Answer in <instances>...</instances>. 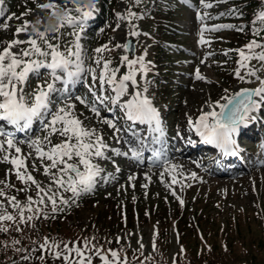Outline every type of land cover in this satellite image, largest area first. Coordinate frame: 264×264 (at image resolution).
Listing matches in <instances>:
<instances>
[{"label":"snow or ice","instance_id":"1","mask_svg":"<svg viewBox=\"0 0 264 264\" xmlns=\"http://www.w3.org/2000/svg\"><path fill=\"white\" fill-rule=\"evenodd\" d=\"M134 2L138 5L142 0H134ZM225 2L227 0H214V2L213 0H200V4L205 9L213 8L214 3ZM3 3L4 0H0V5ZM39 7L54 9L58 6L53 3H44ZM87 7L89 9L87 11L77 8V11L82 12V15L78 17L66 13L64 17L66 23L78 26L80 32L73 33L74 43L71 47L65 46L63 51L59 43H52L49 40L48 30L33 27L29 32L30 25L26 20L15 29L13 39L6 42L7 46L0 50V122L14 126L16 131L26 132L31 130L34 122L39 121L41 130L45 133L44 136L17 140L15 133L6 131L4 124L0 123V162L12 165L5 179L0 180V184L5 188H15V185L8 180V177L14 174L17 180L24 185L16 191L27 193L35 189V195H27L25 202H21L15 195H8L4 188H0V197H3L0 199V232L9 231L13 225L16 231H22L19 227L21 223L35 227L32 223L34 220L55 218L56 213L76 203L82 194L91 192L98 178L107 182L108 176H101L103 169L94 162L95 160L110 159L107 156L109 150L118 156H129V152L110 148L102 134L98 133L95 128H89L84 124L75 113L76 101L97 117L101 116V108L109 112L119 108L126 121L132 122L133 125L137 123L148 125L149 133L152 134V143L161 145L159 150L153 149L156 152V160L159 161V158L164 155L166 145L163 140L165 137L163 119L153 99L147 94L146 76L150 71V62H146L143 55L130 59L129 55L125 54L121 57L120 63L126 68V72L121 75L120 66H113L112 60L106 59L103 55L113 49L108 45H103L94 49V55L88 57L95 67H86L85 53L80 44V38L87 19L93 15L95 5ZM31 11V9H26L22 15H27ZM3 15L4 12L0 9V16ZM139 18L142 17L132 11L131 7L127 9L126 15H119V19L126 20L129 25L130 30L126 33V37H136L141 34L132 23L134 19ZM206 18L212 19L213 17L207 13L198 12V20L203 22ZM7 19H20V17L12 13L7 16ZM255 22H258L259 26L251 28L254 38L241 48L234 50L238 56V67L234 74L241 81L255 78L260 86L242 88L231 96L222 97L225 103L216 101L214 105H210V111H202L195 121L191 117L188 119L189 125L204 143L215 145L224 152L234 153L238 150L234 137L242 127L247 126L250 120L255 119L253 113L264 110V79L258 75L264 72V9L256 15ZM119 26L117 24V28ZM0 27L7 30L9 25L5 23ZM60 27H63V24ZM222 28L245 31L244 26L231 24L212 27L205 25L200 29V43H209L204 37L205 32L219 31ZM52 31L58 32L59 28L52 29ZM21 34H25L27 38L20 39ZM52 39L58 41L59 36H53ZM20 45L27 46L21 48ZM13 48L17 50L12 51ZM113 48L131 50V41L115 44ZM253 61L256 63L253 64ZM41 69L46 70V78L41 73ZM242 71L244 75L241 74ZM32 74L41 78L42 82L37 83L29 95L25 91V85ZM138 75L144 79L143 84L138 81ZM86 76L91 77V83L87 84L91 99L88 96L72 93V89L84 82ZM196 78L205 79L199 69L196 70ZM57 83L63 86L57 88ZM217 107L219 111L216 110ZM101 122L114 129L117 142H119L118 134L121 131L131 132L136 140V146L130 145L131 158L140 162L142 149L146 146L145 138L132 129L117 127V123L113 120L101 117ZM52 136L59 137V142L53 143ZM25 143L32 151L22 152L19 145ZM29 158H32L31 170H29ZM170 167L176 169L178 166L172 164ZM41 169L43 175L49 178L46 186L33 175V172H39ZM191 176L196 178L195 173ZM135 178V176H130L129 180ZM171 183H179L175 175L172 176ZM63 193H71V196L65 198ZM173 195H176L175 191ZM177 199L183 205V199L180 197ZM9 207L15 210V214L8 211ZM13 243L19 244L20 241L15 240ZM140 248H143L142 243ZM38 250L42 253L38 257L41 261H44L43 253L46 252L53 259L62 260L63 264H94V257L98 258L101 264H129L127 257L121 256L118 251L108 249L105 252L102 246L98 247L89 239L57 241L45 237L44 242L39 244ZM22 259H30V256H23Z\"/></svg>","mask_w":264,"mask_h":264},{"label":"rangeland","instance_id":"2","mask_svg":"<svg viewBox=\"0 0 264 264\" xmlns=\"http://www.w3.org/2000/svg\"><path fill=\"white\" fill-rule=\"evenodd\" d=\"M44 3H53L58 7L54 9H41L39 5ZM88 5H95L93 15L91 16L94 17L97 13V6L94 0H75V2H73V0H4V3L0 5V9L4 12V15L0 16V25L6 23L9 27L7 30L0 27V50L7 46V41L13 39L15 29L25 20L29 22V32H31L33 27L41 30H47L48 28L49 33H56V35L59 36L58 41L53 40L48 36L52 43H59L62 51L65 49V46L71 47L75 41L73 33L80 32V28L78 27L77 30L73 31L69 28L70 25L67 23L63 27H60V25L64 24L63 20H60V18H63L65 13L71 11L73 7H75V11H77V8L87 11L89 10L87 7ZM219 5L221 6L220 8L225 7L223 3H220ZM216 7L217 4L214 3L213 8ZM26 9H31L32 11L27 15H22L26 12ZM127 9L128 8L124 3H119L116 7V14L118 17L120 14L126 15ZM201 9L204 13H208L212 8H203L200 4V0H185V6L177 10L176 23L178 31L176 32V39L182 43L180 48L175 45H172L169 48L172 52L170 59L178 61L181 65L176 71L169 73V75L166 76L167 79L164 83L167 86L166 88L168 91L164 95V98L154 100L153 102L159 111L164 107H168L171 110L169 117V126L171 130L168 132V136L172 137L175 145L178 144L176 143L178 138L183 140L182 144L172 147V150L169 151L170 154L178 151L177 157H171L168 162L159 166H151L147 164L142 166L147 158V153L149 152L146 153L142 150L140 162L131 158L130 146L128 144L129 141H131L130 139L135 141V138H132L129 133L130 131H121L118 134L119 142H117V136L114 135V129L110 128L106 123L101 122L102 117L113 120L117 123V127L119 128L131 129L130 126H126V120L124 119L122 110L116 108L115 111L109 112L104 108H101V116L97 117L84 105H81L78 101L75 102V113L81 120H83L87 127L95 128L98 133L102 134L104 141L110 146V148L119 149L121 152H129V156L125 158V156L118 157V155L114 152L111 153V150H109L107 156H109L110 159H97L94 161L103 169L101 176H108V181L105 182V180L98 178V182L91 192L94 193L96 197L101 194H112L113 197L117 198L119 202L118 206L124 209L123 216L125 219H129L130 217L127 212L128 209L131 208V210H133V208H135L137 214H134L133 216L137 221L132 225L128 221H124L123 223H120L121 226L118 228V231L116 232V230H114L111 234L106 231L102 232V230L95 229L93 224L98 215L106 216L104 213H100L101 211L91 209L94 206L91 205L92 203L87 205L83 204L80 207L81 210L71 213L68 218H65V221H67L69 225L74 224L81 227L85 230L84 232L89 230V235L92 237H97L99 239L102 238L100 242H106L101 245L105 252L110 249L107 248L106 244L113 248L122 249L118 252L121 256L127 257L129 264H137V262H139L144 256L147 258L151 257V259H164L168 264H172L178 259L181 252L185 253L187 250H191L192 247H194V253L197 252V249L207 252L212 249L213 244H217V247H219V242L225 240L227 234L224 235L221 232L217 233L216 231L212 232L205 230V235H201L199 232L196 236L192 231L187 233V235H183V240L186 241L187 244L185 248H182L180 243L181 237H179V233L173 221L167 219L165 225H161L149 215L152 210L154 211L156 205L160 201H165V206H168L173 212H176L177 207L182 206L177 197H180L185 201L187 197L189 198L193 195V191L187 193V189H189L190 186H194L192 184H197L200 190V193L196 192L195 196L201 195V197H195L193 199V202L191 203L192 205L189 207L190 211H193L196 208L199 210L200 208L203 209L206 207V202L208 206L209 203H213L211 200H219L222 197L227 200L224 203L225 208L229 207L230 204L228 202L231 201V203L235 204L233 207L244 206L246 210H249L248 215L251 216V219H249L248 222L246 221L248 215L244 216L241 214L242 223L244 225L240 227L242 228V231H237L236 233H233L231 230L228 231L229 240L235 241L234 251L230 250V247H228L227 253H221L219 250L217 256H220L223 260L224 258L227 259L224 260V262L244 263L249 262L251 259H255V262L257 263H264V220H261L260 218L262 215L260 211L257 213L260 219H255V213L252 211V208H250L253 202H258L264 197V143H260L261 141L259 139L258 143H256L257 141H248L246 151L249 150L255 152L257 149H260L261 154L255 152V156H259V160L254 158L256 161L255 165L249 164L248 170H243L236 173V175H219L215 173L212 166L215 164V161L212 165L209 164L210 160L207 159V156H205L206 154L202 153L196 155L194 152L187 154V152L182 151L186 147L189 139L193 136V133H191L190 130L192 127L188 123L189 117L195 121L202 111L206 112V108H209L210 105H214L216 101L225 103L226 101L222 100V97L231 96L232 93L238 92L241 88L246 86L253 88L254 83L256 84V87L260 86L259 83L257 84V82H254L255 78H249L245 81L239 80L237 83H234L233 86L229 87L224 81L216 76L217 72L213 70L210 56H207L197 37V32L205 24L209 23L208 21L206 22L204 20L201 22L197 19L198 12L200 13ZM262 9H264V4L254 11L255 14H258ZM12 13H15L20 19L8 20L7 16ZM53 13H55V15ZM77 13H79L80 16L82 15L81 11H77ZM132 23L136 26V30L141 33L139 36L126 37V33L130 30L128 22L119 18L117 23L110 29L104 43L100 40L101 32L99 28L95 31V36L91 38L87 44L85 43L86 38L81 36L80 44L85 53V66L87 67L91 65V61L88 57H91L94 53V49L103 45H108L113 50L105 52L104 55L106 59L112 60L113 66H120V74L122 75L126 72V68L120 63L121 57L125 54L129 55V53L124 49H115L113 46L115 44L128 42L130 39L135 42L134 53L139 54L143 51L145 61L150 62L151 64L155 58L153 57L154 48L149 36L154 30V26L151 21L144 19L143 17L132 21ZM117 24L120 25L119 28H117ZM56 28H59L58 32L52 31V29ZM145 33L147 35H145ZM19 38L26 39L27 37L25 34H21ZM26 46L27 45H21L19 47L23 48ZM197 69H199L200 74L205 77L204 80L196 78ZM151 74L150 70L146 76L147 82L151 78ZM259 76L261 79H264V72H261ZM137 79L143 84L144 79L140 75L137 76ZM40 82H42L41 78L32 75L26 84V92L31 95L36 84ZM87 84H89V82L84 81L81 83L82 88L76 90L75 87L73 89L75 95L88 96L89 99H91ZM162 92H164L163 89H161V93ZM147 94L151 97L149 90ZM53 99L55 100V97H53ZM56 103H59V101H56ZM217 111H219V109ZM116 112H119L118 120L114 119V114ZM81 113L83 115H80ZM106 113L108 114L106 115ZM145 134H148V132L146 131ZM44 135L45 133L41 136ZM35 136L38 135H34L31 138H34ZM122 139H127V143L125 140V142H122ZM59 140V137L52 136L53 143H58ZM19 146L23 153L32 151L26 143L20 144ZM150 160H154L153 157H150ZM31 162L32 158H29V170H31ZM37 164H39V161H37ZM172 164H175L178 167L172 169L170 167ZM11 167L12 165L7 162H0V180L5 179L6 173ZM192 173L196 174V178H192ZM244 174H248L247 181L249 182V187L243 184V181L241 180ZM33 175L38 181H41L43 185H48L49 178L43 175L42 169L39 172H33ZM173 175L177 177L179 183H171ZM130 176H135L136 178L130 181ZM254 176L257 177L256 183H254L252 179ZM14 177V174H11L8 177L10 183H12L13 180H17ZM144 185H147V187H144ZM15 187L19 189L24 187V185L20 184V186ZM9 189L10 190L4 191L7 192L8 195H15L21 202H25L27 195H35L34 188L27 193L15 191L14 188ZM173 191L176 193L175 196L173 195ZM236 193L240 194V198L237 201L232 200L233 195ZM69 194L71 193H63L64 197L69 196ZM0 199H3V197H0ZM196 201L197 203H195ZM5 204H7V201H5ZM186 204L190 205L189 202ZM209 208L211 209L210 204ZM233 209L234 208H232V210ZM11 210L14 209L9 207L8 211ZM144 213L147 217L144 216ZM108 218L111 219V217ZM113 218L122 219V215L116 213ZM224 218L226 220V217ZM109 219H107V221L104 220V223L109 224ZM222 221V219L219 220V223ZM215 227L216 226H214V228ZM233 231H235L234 228ZM141 243L143 244L142 249L140 248ZM153 245H155V247H153ZM161 250L162 253H160ZM221 250L225 251V248ZM133 258L136 260H133ZM99 261L98 258L94 257V264L99 263Z\"/></svg>","mask_w":264,"mask_h":264},{"label":"trees","instance_id":"3","mask_svg":"<svg viewBox=\"0 0 264 264\" xmlns=\"http://www.w3.org/2000/svg\"><path fill=\"white\" fill-rule=\"evenodd\" d=\"M119 1L125 2V4L131 7L132 11L138 13H148V9H152L154 12L153 19H155V27L157 28V33L155 34L158 40H162L165 38V35L170 33V26L167 24V19L163 18L161 10L163 7L170 5L173 0H152L148 5L147 0H142L140 4H135L134 0H97L99 6V20L104 22H109L110 24L113 23L115 19V6L119 3ZM244 1L243 3H239ZM243 4L245 7L254 8L256 7L260 0H227V3H230L232 6L235 4ZM239 7V6H238ZM235 13V18L241 19L243 24L240 26L245 27L244 32L238 31V39L240 41H247L250 38H254L251 32V28L253 27L252 24V16L249 10H243L241 12L233 11ZM149 15V14H148ZM232 18L231 19H235ZM257 24V22H255ZM257 26H259L257 24ZM159 47H161L159 45ZM159 61H163L162 59H158ZM94 205L91 209L95 211H101L100 213H104L106 217L103 215H98L96 218L93 227L97 230H102V232L106 231L107 233L111 234L121 226L120 223L129 222L131 225L135 223L137 220L134 218L135 210L128 209L129 219H125L123 214L122 207L118 206L119 202L116 198L112 197H104V198H93L89 197H82V195L76 200V203L71 204L64 208V211L58 212L55 214V218H48V219H37L34 220L32 223L35 227L25 225L21 223L19 227L22 231H16L15 225L11 226L9 231L7 232H0V264H63L62 260H55L50 257L46 252L43 253L45 259L41 261L38 257L42 254L39 251V244L44 242L45 237H49L53 240L57 241H75V240H85L89 239L92 241L93 244H96L98 247L101 246L102 243L97 237H92L89 235V230L84 232L85 230L81 227L71 224L69 225L65 218H68L71 213L81 210L80 207L83 204ZM209 204L211 209L209 208ZM205 208L194 209L193 211L189 210V207L180 209L177 207V211L173 212L168 206H165L166 203L164 201H160L154 211L152 210L149 213L159 224L165 225V221L167 219H171L179 233L180 243L182 248L186 247V241L183 240V235H187L189 232H194L196 236L199 234L205 235V230L209 231H216L221 232L222 234H227V237L224 241L219 242V247L217 244L212 245V249L207 252H203L202 250L197 249V252L194 253V247L191 250H187L185 253L181 252L178 259L175 260L172 264H262L255 262V259H251L249 262H224V260L217 256L219 250L221 253H227V248L230 247V250L234 251V244L235 241H230L228 236V231H232L236 233L237 231H242V215L247 216L249 210L244 207H233L229 206L228 208H224L221 206L222 202H213L209 203ZM85 206V205H84ZM232 208H234L232 210ZM252 211L255 213V219L264 220V200L262 203L253 202ZM200 211V212H199ZM239 211V212H238ZM259 211L262 213L261 217L259 218ZM15 214V212H13ZM99 213V212H98ZM116 213H120L122 215V219L113 218ZM242 214V215H241ZM144 216L146 214L144 213ZM108 217H111L109 219ZM226 217V220L225 218ZM110 220L109 224L104 223V220ZM223 220L219 223V220ZM251 219V216H247L246 221ZM237 220V222H236ZM10 223V222H7ZM208 228H206V227ZM214 226H216L214 228ZM233 228L235 231H233ZM108 230V231H107ZM15 240H19V244H14ZM107 248L112 250L120 251L122 249L113 248L107 245ZM221 247V248H220ZM221 250V249H224ZM17 249H23L26 251H18ZM162 253V250L161 252ZM23 256H30V259H22ZM142 257V256H141ZM133 260H136L133 258ZM101 262L99 261V263ZM137 264H168L164 259H148L146 256L142 257ZM264 264V263H263Z\"/></svg>","mask_w":264,"mask_h":264},{"label":"bare ground","instance_id":"4","mask_svg":"<svg viewBox=\"0 0 264 264\" xmlns=\"http://www.w3.org/2000/svg\"><path fill=\"white\" fill-rule=\"evenodd\" d=\"M22 36H23V35H22ZM20 46H21V45H20ZM16 50H17L16 48H13V49H12V51H16ZM207 109H208L209 111L211 110L210 107H209V108H206V112L208 111ZM218 109H219V108L217 107L216 110H218ZM121 138H122V137H121ZM122 140H123V139H122ZM130 140H132V139H130ZM126 141H127V140H126ZM135 141H136V140H135ZM122 144H123V143H122ZM128 145H129V144H128ZM131 145L134 146L133 143H131ZM177 145H178V144H177ZM177 145H176V146H177ZM120 146H121V145H120ZM125 147H126V146H125ZM122 148H123V147H122ZM127 148H128V147H127ZM175 151H176V150H175ZM183 151L189 153V151H188L187 149H184ZM109 153H110V152H109ZM111 153H112V151H111ZM177 155H178V153H175V154H174V157H177ZM179 156H180V155H179ZM113 157H114V155H113ZM116 157H117V156H116ZM118 157H119V156H118ZM118 157H117V158H118ZM121 157H122V156H121ZM121 157H120V158H121ZM125 158H126V157H125ZM125 158H124V159H125ZM178 158H179V157H178ZM120 160H121V159H120ZM125 160H127V159H125ZM125 160H124V162H125ZM172 160H173V159H172ZM129 161H130V159H129ZM181 161H182V160H181ZM126 162H127V161H126ZM175 162H176V161H175ZM129 164H131V163H129ZM129 164H127V165H129ZM124 165H126V164H124ZM133 165H134V164H133ZM136 165H137V164H136ZM132 170H133V169H132ZM136 170H137V169H136ZM127 171H128V170H127ZM130 171H131V170H130ZM123 173H124V172H123ZM126 173H127V172H126ZM101 175H102V174H101ZM126 175H127V174H126ZM126 175H124V176H126ZM127 178H128V176H127ZM101 180H102V179H101ZM121 180H122V178H121ZM107 181H108V180H107ZM110 181H111V180H110ZM102 182H103V181H102ZM112 182H113V181H112ZM109 183H111V182H109Z\"/></svg>","mask_w":264,"mask_h":264}]
</instances>
